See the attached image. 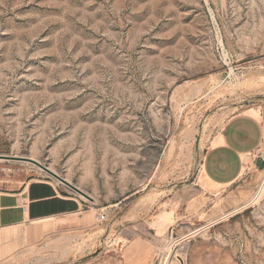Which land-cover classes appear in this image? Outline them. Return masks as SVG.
<instances>
[{
	"label": "rangeland",
	"instance_id": "obj_1",
	"mask_svg": "<svg viewBox=\"0 0 264 264\" xmlns=\"http://www.w3.org/2000/svg\"><path fill=\"white\" fill-rule=\"evenodd\" d=\"M263 109L264 0H0V187L65 185L23 156L94 197L46 221L93 228L64 264H264V168L203 172Z\"/></svg>",
	"mask_w": 264,
	"mask_h": 264
},
{
	"label": "crops",
	"instance_id": "obj_2",
	"mask_svg": "<svg viewBox=\"0 0 264 264\" xmlns=\"http://www.w3.org/2000/svg\"><path fill=\"white\" fill-rule=\"evenodd\" d=\"M263 145L264 109L233 116L205 153L206 180L223 188L233 185ZM65 186L51 178H31L19 186L0 187V264H64V238L80 239L93 232L92 227H50L46 222L86 206L81 195ZM78 256L75 263L82 262L87 251Z\"/></svg>",
	"mask_w": 264,
	"mask_h": 264
},
{
	"label": "water",
	"instance_id": "obj_3",
	"mask_svg": "<svg viewBox=\"0 0 264 264\" xmlns=\"http://www.w3.org/2000/svg\"><path fill=\"white\" fill-rule=\"evenodd\" d=\"M15 158H18V159H21V160H24V161H29L31 163H34L36 165H38L40 168H42L43 170H45L47 173H49L51 176H53L54 178H56L57 180H59L60 182H62L63 184H65L66 186H68L69 188H71L72 190H74L75 192H77L78 194L88 198V199H91V200H94V197L92 195H90L88 192H86L85 190H83L81 187L75 185L74 183H72L70 180H68L67 178H65L64 176L60 175L58 172L54 171L53 169H51L49 166L43 164L42 162L34 159V158H31V157H15ZM257 165L260 166V167H264V164L262 162L261 159H258L257 160ZM233 214V213H232ZM220 220V219H218ZM216 220V221H218ZM210 224H207L206 226H208Z\"/></svg>",
	"mask_w": 264,
	"mask_h": 264
},
{
	"label": "built area",
	"instance_id": "obj_4",
	"mask_svg": "<svg viewBox=\"0 0 264 264\" xmlns=\"http://www.w3.org/2000/svg\"><path fill=\"white\" fill-rule=\"evenodd\" d=\"M253 157H254V163L255 164H257L256 162H257L258 159H261L263 164H264V145L253 152ZM99 218H100V220H104L106 218V213L102 212L99 215Z\"/></svg>",
	"mask_w": 264,
	"mask_h": 264
},
{
	"label": "bare ground",
	"instance_id": "obj_5",
	"mask_svg": "<svg viewBox=\"0 0 264 264\" xmlns=\"http://www.w3.org/2000/svg\"><path fill=\"white\" fill-rule=\"evenodd\" d=\"M248 160V157L246 158ZM202 228L198 229V230H201Z\"/></svg>",
	"mask_w": 264,
	"mask_h": 264
}]
</instances>
